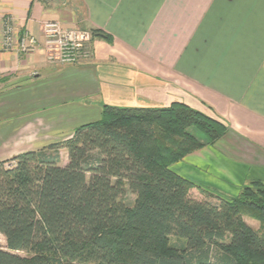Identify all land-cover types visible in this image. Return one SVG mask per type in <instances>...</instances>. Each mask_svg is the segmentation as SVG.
<instances>
[{
	"label": "crops",
	"instance_id": "crops-1",
	"mask_svg": "<svg viewBox=\"0 0 264 264\" xmlns=\"http://www.w3.org/2000/svg\"><path fill=\"white\" fill-rule=\"evenodd\" d=\"M11 19L16 43L3 45ZM98 31L93 57L50 64L42 25ZM35 40L30 53L19 38ZM211 111L229 132L173 166L235 196L264 182V0H0V162L62 142L104 105ZM206 112V111H205Z\"/></svg>",
	"mask_w": 264,
	"mask_h": 264
},
{
	"label": "trees",
	"instance_id": "trees-1",
	"mask_svg": "<svg viewBox=\"0 0 264 264\" xmlns=\"http://www.w3.org/2000/svg\"><path fill=\"white\" fill-rule=\"evenodd\" d=\"M205 111L104 105L68 139L0 162V264H264V184L199 201L173 170L229 132Z\"/></svg>",
	"mask_w": 264,
	"mask_h": 264
},
{
	"label": "built area",
	"instance_id": "built-area-1",
	"mask_svg": "<svg viewBox=\"0 0 264 264\" xmlns=\"http://www.w3.org/2000/svg\"><path fill=\"white\" fill-rule=\"evenodd\" d=\"M44 46L47 60L54 65H80L92 59L93 39L91 31L71 29L60 22L49 21L42 25ZM15 28L11 19L3 23V45L6 50H11L15 43ZM35 47V40L23 33L19 38V49L22 53H30Z\"/></svg>",
	"mask_w": 264,
	"mask_h": 264
},
{
	"label": "rangeland",
	"instance_id": "rangeland-1",
	"mask_svg": "<svg viewBox=\"0 0 264 264\" xmlns=\"http://www.w3.org/2000/svg\"><path fill=\"white\" fill-rule=\"evenodd\" d=\"M59 66H65V65H59ZM72 134L70 136H68L66 139L71 137ZM194 153H192V154H194ZM60 156H61V164L65 165L67 163V161H68L67 152L62 150L60 152ZM185 179H187V178H185ZM187 180H189L194 185V187L189 190V195H190L191 198H193L195 200H199V201H206L207 200V201L217 202L218 198H223L224 196H226L225 195V191H219L218 189H215L214 187H211V186H209L207 184L201 183V182H199V181H197L195 179H187ZM253 182H260V183L264 184V182H262V181H253ZM253 182H250L246 186L250 185ZM240 192L241 191H238L237 195H235V196L231 195V196H229V198H233V197L238 196L240 194ZM129 200L132 202L134 200V197L133 196H129ZM244 220L248 224V226H250L255 231H259L261 233L263 232L262 226H261V224L258 221L254 220V219H252V218H250L248 216H245ZM175 241L176 240H172L171 244L175 243ZM0 246L2 248L6 249L5 238L1 234H0ZM22 256H27V255L22 253ZM28 257H30V256H28Z\"/></svg>",
	"mask_w": 264,
	"mask_h": 264
}]
</instances>
